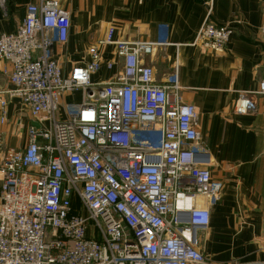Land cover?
Wrapping results in <instances>:
<instances>
[{
  "label": "built area",
  "instance_id": "built-area-1",
  "mask_svg": "<svg viewBox=\"0 0 264 264\" xmlns=\"http://www.w3.org/2000/svg\"><path fill=\"white\" fill-rule=\"evenodd\" d=\"M210 13L211 1L192 45L220 52L234 26ZM70 27L58 0H42L0 35V59L11 66L4 94L37 123L0 165V264H221L198 248V234L210 224L206 201L224 184L194 147L199 112L182 101L177 71L157 82L143 58L159 44L115 39L110 26L104 43L113 57L91 46L89 60L66 72L54 48L68 42ZM259 32L264 38V24ZM103 67L117 71L93 81ZM77 91L79 102H65ZM263 93L264 81L241 92L235 112L255 113Z\"/></svg>",
  "mask_w": 264,
  "mask_h": 264
},
{
  "label": "crops",
  "instance_id": "crops-1",
  "mask_svg": "<svg viewBox=\"0 0 264 264\" xmlns=\"http://www.w3.org/2000/svg\"><path fill=\"white\" fill-rule=\"evenodd\" d=\"M42 0H6L0 3V35L14 32L27 14V6ZM70 13L68 42L54 54L66 72L89 60L97 46L104 60L113 57L105 44L106 32L115 39L158 43L144 56L157 82L175 70L185 104L198 108L201 139L194 147L205 152L212 176L223 182L218 198L206 201L210 224L199 231L198 248L221 264H264V93L257 95V111L237 114L241 92H254L264 81V0H58ZM231 23L234 32L220 52L192 45L207 18ZM116 70L102 68L95 82L111 79ZM11 66L0 59V93L7 100V118L0 121V165L8 148H24L32 122L29 110L11 89ZM79 95L76 98V95ZM79 102V91L64 97ZM1 202V180H0Z\"/></svg>",
  "mask_w": 264,
  "mask_h": 264
},
{
  "label": "water",
  "instance_id": "water-1",
  "mask_svg": "<svg viewBox=\"0 0 264 264\" xmlns=\"http://www.w3.org/2000/svg\"><path fill=\"white\" fill-rule=\"evenodd\" d=\"M33 125H37V123H33Z\"/></svg>",
  "mask_w": 264,
  "mask_h": 264
},
{
  "label": "rangeland",
  "instance_id": "rangeland-1",
  "mask_svg": "<svg viewBox=\"0 0 264 264\" xmlns=\"http://www.w3.org/2000/svg\"><path fill=\"white\" fill-rule=\"evenodd\" d=\"M76 96H77L76 98H78L79 95L77 94Z\"/></svg>",
  "mask_w": 264,
  "mask_h": 264
},
{
  "label": "bare ground",
  "instance_id": "bare-ground-1",
  "mask_svg": "<svg viewBox=\"0 0 264 264\" xmlns=\"http://www.w3.org/2000/svg\"><path fill=\"white\" fill-rule=\"evenodd\" d=\"M20 25H21V24H20ZM20 25H19V26H20ZM19 26H18V27H19Z\"/></svg>",
  "mask_w": 264,
  "mask_h": 264
}]
</instances>
